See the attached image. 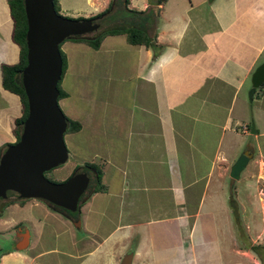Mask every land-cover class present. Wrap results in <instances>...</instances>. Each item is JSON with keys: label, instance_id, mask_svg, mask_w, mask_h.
I'll use <instances>...</instances> for the list:
<instances>
[{"label": "crops", "instance_id": "crops-1", "mask_svg": "<svg viewBox=\"0 0 264 264\" xmlns=\"http://www.w3.org/2000/svg\"><path fill=\"white\" fill-rule=\"evenodd\" d=\"M109 1L58 0L59 12L91 17ZM158 2L127 0L124 8L120 0L116 20L143 27L154 46L105 36L93 50L106 42V55L92 68L107 70V81L112 65L117 72L112 113L98 126L87 112L72 116L80 128L70 133L84 142L70 143L69 154L79 157L77 166L98 164L106 190L91 193L69 218L39 199L7 202L0 233L14 240L0 248V264H119L126 253L130 264H261L252 244L236 246L238 216L226 179L236 129L247 135L264 177V83L246 99L251 74L264 61V0ZM11 29L7 0H0V66L18 61ZM63 52L66 95L58 103L69 98L67 76L75 69ZM108 52L120 59L111 63ZM20 113L19 97L0 77V149L15 141Z\"/></svg>", "mask_w": 264, "mask_h": 264}, {"label": "water", "instance_id": "water-1", "mask_svg": "<svg viewBox=\"0 0 264 264\" xmlns=\"http://www.w3.org/2000/svg\"><path fill=\"white\" fill-rule=\"evenodd\" d=\"M26 20L25 66L20 81L26 98L27 113L18 140L0 154V200L33 198L74 212L80 195L86 190L89 176L73 172L65 180L53 182L43 175L67 158L63 134L67 127L65 115L58 106L57 81L61 73L59 44L71 36L93 33L98 18H70L53 9L52 0H23ZM264 81V61L253 70L247 92L252 100L254 90ZM249 124V133H254ZM252 153L242 151L231 164L229 178L236 180ZM86 198H82L84 201ZM17 249L25 247V236ZM131 254L122 256L119 264H130Z\"/></svg>", "mask_w": 264, "mask_h": 264}, {"label": "rangeland", "instance_id": "rangeland-1", "mask_svg": "<svg viewBox=\"0 0 264 264\" xmlns=\"http://www.w3.org/2000/svg\"><path fill=\"white\" fill-rule=\"evenodd\" d=\"M114 2L116 4L115 8L99 18V30L122 25L116 20L122 16L120 11H117L116 9L120 7V0H114ZM65 13L66 12H59L60 15L75 18V16L70 14L71 12H67V14ZM91 34L92 33H89L87 35ZM106 47L107 44L105 42L99 51H94L84 44L72 45L70 40H65L60 45L61 50L65 51L67 55L70 56V62H74L75 65V69L72 71L73 73L69 71V74L71 73V78L67 76L68 81L66 82V87L68 88L70 96L58 103L60 110L65 116L73 119L72 116L87 112L93 118L94 126H98L97 120L100 116L104 117L105 115L112 113L111 109L115 103L114 95L117 85L115 84V79L116 76H118L117 72L112 65V68L109 70L111 73V79L110 81H107V70L102 74L100 70H94V68H92V63H97L103 55L102 53L106 55ZM116 47L120 48L121 46L117 45ZM108 53L111 55L109 57L111 63L120 59V56H115L116 54L114 52ZM98 57L99 59L97 60ZM246 99L248 101L247 97ZM251 121L253 122L250 118L249 122ZM236 131L238 134L234 135L235 150L233 153L235 159L245 149L252 153L245 168L240 171L238 178L236 180L231 178L226 179L227 181H230L232 191L228 202L235 207L238 216V218L236 217L237 225L235 236L236 238L239 237L241 240L236 242V246L248 247L250 244L257 246L255 247V251L260 255L262 263L264 264V177L262 170L255 161L253 148L251 146H246V143L248 142L247 135H242L240 130L236 129ZM63 140L67 150L66 160L62 164L45 171L43 174L46 179L53 182L65 180L73 173L75 168H77L79 157L77 158V156H71V154H69V151L71 150H68L67 148L70 143L78 144L82 141L84 142L81 133H65L63 134ZM77 151L80 152L81 149ZM77 151L76 153H78ZM88 176L89 182L86 190L93 183L91 174ZM224 191L228 196L230 192L229 188L228 190L224 189ZM13 240V235H8L7 232H4L3 234L0 233V248L2 249L9 246L12 244ZM256 256L257 255L255 254V257Z\"/></svg>", "mask_w": 264, "mask_h": 264}, {"label": "trees", "instance_id": "trees-1", "mask_svg": "<svg viewBox=\"0 0 264 264\" xmlns=\"http://www.w3.org/2000/svg\"><path fill=\"white\" fill-rule=\"evenodd\" d=\"M162 0H159V2ZM158 2V3H159ZM8 8H9V13L10 17L12 19V29H11V38L12 40L18 45L19 48V53H18V61L14 64H2L0 66V77H1V84L2 87L14 94H16L19 97L20 104H21V113L20 115L14 120V128H13V134L15 137L16 142L19 137V133L21 130V126L23 123V120L26 116L27 113V104H26V98L25 94L23 91V87L21 85L20 81V73L22 68L25 66L26 60H25V31H26V20H25V15L23 11V0H7ZM127 4V0H122V6L125 8ZM52 5L53 9L56 13H59V3L58 0H52ZM116 4L114 0H110L108 5L106 6L105 9H103L101 12L95 14L94 16H91L89 18H98V17H103L107 13L113 10L115 8ZM131 11V10H127ZM134 12V11H133ZM135 13H140V12H135ZM77 19H81L84 17H75ZM116 34H124L126 42L129 44H142L146 47L152 48L154 46V36L149 34L147 30H145L141 26H137L134 23H127L125 25H120L118 27H113V28H104V29H97L94 31L91 35H83V36H71L67 39H64L60 44H59V55L61 58V73L60 77L57 81L56 87L58 91V96L57 100L60 98L64 97L66 93L64 92L63 89L60 87V81L62 78V75L64 73V70L66 68V56L64 52L60 49V45L65 41V40H70L73 42H80L84 43L87 46H89L92 49H98L102 39L107 36V35H116ZM264 81L257 87H261ZM65 120L67 122V127L65 129V133H70V132H75L80 128V123L77 120L70 119L65 116ZM249 129V126H248ZM13 142V143H14ZM9 144H5L2 146L0 149V154L2 153L1 151L4 150L6 146ZM77 171H85L88 175L91 174L92 177V185L87 189L85 193V198H88V196L97 191H105L106 186L101 183V169L98 166V164L94 162H84L82 165L77 166L73 172ZM44 174V173H43ZM20 199L16 200H0V214L2 212V209L4 205L7 202L10 201H17ZM230 200V198H229ZM50 210L55 211L57 213H60L66 218H69L73 216L80 205V202L83 200H79L76 212H70L67 211L63 208H60L58 206H54L44 200H41ZM74 213V214H73ZM255 247L257 246H250V249L257 255L258 253L255 251ZM259 258V257H258ZM260 262L262 263L261 258Z\"/></svg>", "mask_w": 264, "mask_h": 264}, {"label": "flooded vegetation", "instance_id": "flooded-vegetation-1", "mask_svg": "<svg viewBox=\"0 0 264 264\" xmlns=\"http://www.w3.org/2000/svg\"><path fill=\"white\" fill-rule=\"evenodd\" d=\"M78 172V171H77ZM85 172V171H84ZM88 175V174H87ZM86 191L87 190H85L81 195H80V197H79V200H82V198H84L85 197V193H86Z\"/></svg>", "mask_w": 264, "mask_h": 264}, {"label": "built area", "instance_id": "built-area-1", "mask_svg": "<svg viewBox=\"0 0 264 264\" xmlns=\"http://www.w3.org/2000/svg\"><path fill=\"white\" fill-rule=\"evenodd\" d=\"M244 129H245V127H244V126H243V127H241V130H242V131H244Z\"/></svg>", "mask_w": 264, "mask_h": 264}]
</instances>
